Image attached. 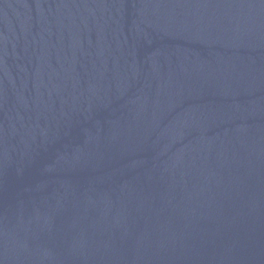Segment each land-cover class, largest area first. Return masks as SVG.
<instances>
[{"label":"water","instance_id":"1","mask_svg":"<svg viewBox=\"0 0 264 264\" xmlns=\"http://www.w3.org/2000/svg\"><path fill=\"white\" fill-rule=\"evenodd\" d=\"M0 264H264V0H0Z\"/></svg>","mask_w":264,"mask_h":264}]
</instances>
